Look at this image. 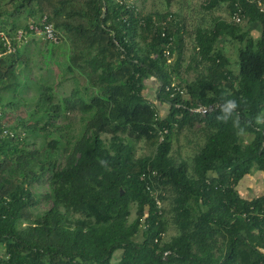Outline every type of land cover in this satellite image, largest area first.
<instances>
[{
  "label": "trees",
  "instance_id": "16d2710c",
  "mask_svg": "<svg viewBox=\"0 0 264 264\" xmlns=\"http://www.w3.org/2000/svg\"><path fill=\"white\" fill-rule=\"evenodd\" d=\"M14 1L25 14L7 12L11 22H0V31L12 39L21 30L22 39L13 40L12 54L0 43V108L5 94L29 88L20 80L27 50L19 47L36 41L29 26L43 17L57 42L39 38L35 55L47 70L60 65L55 77L62 78L41 86L33 124L9 125L0 110L16 135L0 141V264H264V194L246 200L236 189L251 169L264 174V11L257 0H200L211 23L192 32L186 70L178 13L144 14L125 0ZM223 9L227 18L212 15ZM250 24L259 25L257 37ZM221 40L236 47V74ZM189 70L196 77L184 82ZM149 80L152 101L143 95ZM62 83L71 90L54 103ZM171 84L184 93L166 91ZM227 101H235L230 113ZM198 107L206 111H192ZM68 114L79 115L81 127L62 144L54 135L60 128H50ZM184 130L202 138L190 166L170 155ZM38 133L41 145L28 149L27 135ZM141 141L151 151L135 159L131 143ZM41 182L47 191L37 195ZM40 199L51 206L36 213Z\"/></svg>",
  "mask_w": 264,
  "mask_h": 264
},
{
  "label": "rangeland",
  "instance_id": "374dc122",
  "mask_svg": "<svg viewBox=\"0 0 264 264\" xmlns=\"http://www.w3.org/2000/svg\"><path fill=\"white\" fill-rule=\"evenodd\" d=\"M10 0H0V16L2 19L0 22H11V18L7 17L6 13L13 11L14 15L23 17L25 14V9H19V12H16L18 7L17 2H13L9 4ZM130 4L134 5L139 11L144 14L149 12H165L170 11L174 13H178L179 16L184 21V29L187 31V35L185 36L184 40V49L182 55V67L183 70H186L187 65L191 59L193 54V34L192 32L195 30L196 27H207L211 23V15L209 13H205L199 7L200 0H125ZM12 2V1H11ZM167 2L169 6H167ZM18 11V10H17ZM213 16L216 17H224L227 18L226 13L223 10L215 11ZM6 18V19H5ZM22 19L20 20L21 23ZM3 26V25H0ZM3 32V31H2ZM251 35V34H250ZM257 35L254 34V37ZM39 38L36 36L33 43L30 42L31 39H27V44L21 46V50H27L25 54L28 57L27 66L23 65L24 72L23 75L20 76V80L24 81L27 78L29 82V88L26 89L25 92H19L16 94H5L4 95V107H1L0 110L5 113L9 117V125L16 124L18 121L22 120L26 124H33L35 118L39 116V114L34 113L36 109L37 98L39 96L41 86L47 84H54L59 82L62 77H55V73H59L60 65H54L52 69H45L43 63L41 62V58L38 57L36 54V43L39 42ZM42 39V38H41ZM221 42V41H220ZM220 48H222L223 53L227 56L233 63L236 62V52L235 46L230 44H226L223 42L220 44ZM58 58H56L57 60ZM182 77H185L187 80L192 81L194 77H196V71L189 70L185 73L182 72ZM174 84L176 82L174 81ZM155 89V87H153ZM152 88V89H153ZM71 90L70 83H62L60 86L58 85L54 90V99L53 102L55 103L58 98L61 96H67ZM145 97L148 100H153L154 96L152 91H147L145 93ZM153 96V97H152ZM73 114H68L65 118H58L54 122L53 128L50 130H55V128H60L59 131L54 132V135L62 136V144L66 141V134L67 135H76L77 132L80 130V123H79V115L72 116ZM163 115V113H162ZM71 121V122H70ZM40 127L42 124L39 125ZM27 148H38L41 145V139H39L40 134L38 133L37 136L27 135ZM202 138L195 133V131H182L177 137L173 138L172 141V148L170 151V155L173 161L178 162L181 160H185L189 166L191 163V159L197 151V146L201 145ZM133 146V157L140 158L150 154L151 149L147 147L142 141L138 143H131ZM62 148V146H61ZM62 161V159L60 158ZM190 169V168H189ZM242 190L244 189V183L241 184ZM47 191V185L45 182L36 183L34 184V192L37 195H43ZM51 206L50 203L45 202L43 199H40L37 204L35 205L36 213H41L44 210L48 209ZM168 204L165 202L163 204V208H167ZM135 209L134 206H131V215L129 220L131 221L134 218ZM172 224L169 223L168 225V232L171 235L173 233ZM169 234H167L169 236ZM119 253L116 252L114 258L112 260L115 263L119 259Z\"/></svg>",
  "mask_w": 264,
  "mask_h": 264
},
{
  "label": "built area",
  "instance_id": "2783aa9c",
  "mask_svg": "<svg viewBox=\"0 0 264 264\" xmlns=\"http://www.w3.org/2000/svg\"><path fill=\"white\" fill-rule=\"evenodd\" d=\"M256 3L260 7V10L264 11V4H262L261 1H259V0H257ZM232 20L235 23H239L241 21V16H240L238 10H237V12H235L233 14ZM157 24L158 23H156V25ZM163 25H164V22L162 23V26ZM29 28L35 36H39L42 39L51 41L53 43L57 42V38L54 34L53 27L51 24L46 22L45 17L42 18L40 26L30 25ZM14 39L17 42H19L22 39V31L21 30H17L16 34L14 35V37L12 39L9 36H7L4 32L0 31V43H1L2 47L4 48V54L15 53L16 49L12 44ZM170 42H171V39H170ZM171 88H174V91L180 92V94L184 93L179 88H176L174 86V84H171L170 88H166V91H170ZM192 111L198 112V113H204L206 111V109L203 107H198L196 109H193ZM0 118H1V113H0ZM164 133H166V131H164ZM13 138H16V135L14 134V132L11 130H8L7 125H2V123L0 122V141L9 140V139H13ZM18 139H19V136H18ZM142 178H144V176H142ZM156 204H159L157 199H156Z\"/></svg>",
  "mask_w": 264,
  "mask_h": 264
},
{
  "label": "crops",
  "instance_id": "0c3cea01",
  "mask_svg": "<svg viewBox=\"0 0 264 264\" xmlns=\"http://www.w3.org/2000/svg\"><path fill=\"white\" fill-rule=\"evenodd\" d=\"M247 28L251 31L250 34L252 36H254V34L258 36L260 33V27L258 24H250L249 26H247ZM184 31L186 32V33H184V40H185V36L187 35V31H186V29H184ZM223 42L224 41L221 40L220 44ZM21 46H23V45H21ZM21 46L19 48H21ZM230 68L234 72V74H236L237 66L234 64V62L230 65ZM185 72H187V71H183V73H185ZM181 77H182V75H181ZM182 79L184 80V82H186V81L190 82V80H187L185 77H182ZM155 86H156L155 81L149 80L146 83V88L143 91V95L145 96L146 95L145 93L147 91H150V92L152 91V94H153L154 90H155L153 87H155ZM153 96H154V94H153ZM150 101H152V100H150ZM158 108H159L160 114L164 113V109H165L164 106L160 105V106H158ZM242 182L244 183V189L243 190L241 188ZM236 189H237L239 195L243 199H246V200H251L253 198L261 196L262 194H264V174L262 172L251 169L249 171V173L246 176H244V178L238 183Z\"/></svg>",
  "mask_w": 264,
  "mask_h": 264
},
{
  "label": "clouds",
  "instance_id": "9594fccd",
  "mask_svg": "<svg viewBox=\"0 0 264 264\" xmlns=\"http://www.w3.org/2000/svg\"><path fill=\"white\" fill-rule=\"evenodd\" d=\"M235 107V101H227L226 102V107H225V112L230 113L231 109Z\"/></svg>",
  "mask_w": 264,
  "mask_h": 264
}]
</instances>
